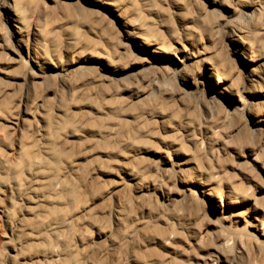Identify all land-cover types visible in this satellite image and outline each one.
<instances>
[{"label": "bare ground", "instance_id": "bare-ground-1", "mask_svg": "<svg viewBox=\"0 0 264 264\" xmlns=\"http://www.w3.org/2000/svg\"><path fill=\"white\" fill-rule=\"evenodd\" d=\"M0 264H264V0H0Z\"/></svg>", "mask_w": 264, "mask_h": 264}]
</instances>
